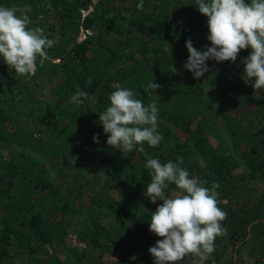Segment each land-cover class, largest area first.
Segmentation results:
<instances>
[{"label": "trees", "instance_id": "obj_1", "mask_svg": "<svg viewBox=\"0 0 264 264\" xmlns=\"http://www.w3.org/2000/svg\"><path fill=\"white\" fill-rule=\"evenodd\" d=\"M139 2L0 0L30 5L29 27L55 41L31 76L0 57V264H154L149 248L161 238L149 225L163 202L145 196L149 157H182L205 187L219 183L227 232L205 264H264V89L242 79L251 49L235 63L206 61L209 72L194 78L186 41L211 47L196 0H143V11ZM151 81L158 97L144 91ZM77 86L88 93L79 106ZM118 87L156 101L158 147L107 144L99 114Z\"/></svg>", "mask_w": 264, "mask_h": 264}, {"label": "clouds", "instance_id": "obj_2", "mask_svg": "<svg viewBox=\"0 0 264 264\" xmlns=\"http://www.w3.org/2000/svg\"><path fill=\"white\" fill-rule=\"evenodd\" d=\"M196 6L207 17V39L211 47L200 51L191 39L187 40L189 56L185 69L199 79L209 72L206 61L235 63L241 50L250 48L249 56L243 60L242 79L251 82L256 92L264 89V0H196ZM137 9L143 11V0ZM31 11L30 5L0 6V57L21 76L34 75L37 61L42 66L49 59L47 50L55 44L42 28L29 27ZM169 71L177 73L173 64ZM87 83H92L91 78ZM160 87L151 81L144 91L156 96L155 90ZM87 99L88 93L79 86L70 97L77 106ZM109 100L110 106L99 114L103 130L109 134V146L126 153L136 146L143 152L145 143L153 148L160 145L163 136L158 132L159 109L155 100L145 106L131 89L123 87L112 92ZM93 142L99 143L98 136L93 137ZM199 163L206 167L203 159ZM182 165V157H177L175 162L149 157L145 164L151 170L145 196L153 204L163 202L152 212L149 225V231L161 238L149 248L154 264H182L186 258H191L192 264H205L215 251L217 237L227 232L222 226L227 213L218 206L219 183L205 187L207 181L190 176ZM170 185H175L180 194L168 196L165 190Z\"/></svg>", "mask_w": 264, "mask_h": 264}, {"label": "rangeland", "instance_id": "obj_3", "mask_svg": "<svg viewBox=\"0 0 264 264\" xmlns=\"http://www.w3.org/2000/svg\"><path fill=\"white\" fill-rule=\"evenodd\" d=\"M55 62H57V61H55ZM70 243H71L72 245H75V246H80V244H77V243L75 242V240H72Z\"/></svg>", "mask_w": 264, "mask_h": 264}, {"label": "built area", "instance_id": "obj_4", "mask_svg": "<svg viewBox=\"0 0 264 264\" xmlns=\"http://www.w3.org/2000/svg\"><path fill=\"white\" fill-rule=\"evenodd\" d=\"M87 13V11H81V14L84 16ZM83 32L81 31L80 36H82Z\"/></svg>", "mask_w": 264, "mask_h": 264}]
</instances>
